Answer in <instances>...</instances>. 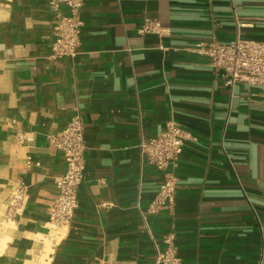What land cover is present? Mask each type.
<instances>
[{
	"label": "crops",
	"instance_id": "1",
	"mask_svg": "<svg viewBox=\"0 0 264 264\" xmlns=\"http://www.w3.org/2000/svg\"><path fill=\"white\" fill-rule=\"evenodd\" d=\"M80 15L78 54L54 60L49 0H0V264H155L153 240L169 235L182 264H264V99L226 87L193 50L233 40L239 23L264 41V0H84ZM146 18L170 36L138 34ZM77 114L85 177L57 229L66 162L47 136ZM171 119L198 141L181 155L174 206L144 218L163 173L139 145ZM19 182L25 205L6 218Z\"/></svg>",
	"mask_w": 264,
	"mask_h": 264
},
{
	"label": "built area",
	"instance_id": "2",
	"mask_svg": "<svg viewBox=\"0 0 264 264\" xmlns=\"http://www.w3.org/2000/svg\"><path fill=\"white\" fill-rule=\"evenodd\" d=\"M49 5L55 12V40L51 58L56 60L75 57L80 46L83 27L80 11L84 0H49ZM63 6L67 8V14L61 12ZM243 26V23H239L236 37L229 42H200L193 50L209 58L208 65L221 74L226 87L233 88L242 84L256 88L264 99V41L244 38L240 31ZM137 32L140 35L170 36V30L159 20L152 18H146ZM47 138L54 148L64 153L66 162L65 173L55 180L58 195L49 207L50 220L57 229L67 228L79 207V189L85 177L87 145L82 116L77 114L62 131L50 133ZM18 139L20 143L33 141V137L24 133L18 134ZM197 141L196 136L184 130L173 119L167 122L158 137L141 141V159L163 173V182L157 195L148 210L142 212L144 218L147 214H155L174 206L179 184L176 172L181 155L188 143ZM26 196L27 186L19 182L14 188L6 218H14L19 214L25 205ZM153 241L156 249L155 264H182L173 235L167 236L162 245L156 240Z\"/></svg>",
	"mask_w": 264,
	"mask_h": 264
}]
</instances>
